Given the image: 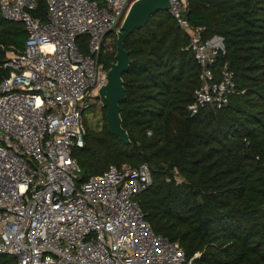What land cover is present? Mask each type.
Segmentation results:
<instances>
[{
	"label": "built area",
	"instance_id": "built-area-1",
	"mask_svg": "<svg viewBox=\"0 0 264 264\" xmlns=\"http://www.w3.org/2000/svg\"><path fill=\"white\" fill-rule=\"evenodd\" d=\"M135 1L45 0L41 21L31 14L36 0H0L2 18L27 33L0 81V256L13 264H190L177 242L154 233L136 200L152 183L147 164L77 182L73 152L107 82L99 56ZM169 1L201 72L189 115L226 107L235 84L228 63L218 65L224 38L203 40L184 18L187 0Z\"/></svg>",
	"mask_w": 264,
	"mask_h": 264
},
{
	"label": "trees",
	"instance_id": "trees-1",
	"mask_svg": "<svg viewBox=\"0 0 264 264\" xmlns=\"http://www.w3.org/2000/svg\"><path fill=\"white\" fill-rule=\"evenodd\" d=\"M36 2L31 14L44 21L45 0ZM184 18L203 40L224 38L218 65L228 63L235 84L228 105L189 115L200 68L188 34L158 12L124 43L131 65L120 106L130 144L107 132L102 109L103 128L86 123L85 144L73 152L77 182L110 166L147 164L152 183L136 200L154 233L177 242L190 264H264V0H187ZM26 38L22 24L0 13V81L8 52ZM113 42L99 56L106 70ZM0 264L13 260L0 256Z\"/></svg>",
	"mask_w": 264,
	"mask_h": 264
},
{
	"label": "water",
	"instance_id": "water-1",
	"mask_svg": "<svg viewBox=\"0 0 264 264\" xmlns=\"http://www.w3.org/2000/svg\"><path fill=\"white\" fill-rule=\"evenodd\" d=\"M169 0H136L129 8L123 24L116 32L115 62L107 72V82L99 90V100L105 109L107 132L118 138L124 145L130 144L127 131L122 127L121 103L125 100L123 74L131 65L124 43L136 30L143 28L158 12L168 11Z\"/></svg>",
	"mask_w": 264,
	"mask_h": 264
},
{
	"label": "rangeland",
	"instance_id": "rangeland-1",
	"mask_svg": "<svg viewBox=\"0 0 264 264\" xmlns=\"http://www.w3.org/2000/svg\"><path fill=\"white\" fill-rule=\"evenodd\" d=\"M114 39L106 41L105 52L111 53L114 47ZM102 105L98 104L92 110L87 112V125L89 129L93 132H98L103 128L104 125V116L102 112Z\"/></svg>",
	"mask_w": 264,
	"mask_h": 264
}]
</instances>
